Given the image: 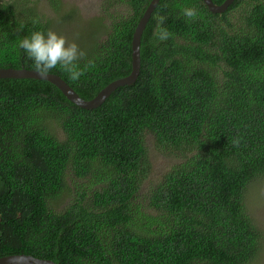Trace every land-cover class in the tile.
<instances>
[{
	"label": "trees",
	"instance_id": "trees-1",
	"mask_svg": "<svg viewBox=\"0 0 264 264\" xmlns=\"http://www.w3.org/2000/svg\"><path fill=\"white\" fill-rule=\"evenodd\" d=\"M28 2L0 3V69L34 70L19 42L52 21ZM50 2L62 9V0ZM120 2L130 14L112 26L103 16L91 22L77 61L84 75L50 72L85 100L131 73L133 34L151 0ZM185 7L198 17L189 21ZM160 17L172 33L166 41L155 34ZM148 135L176 163L142 194ZM262 176L264 0H235L222 14L202 0H160L143 32L138 79L93 110L50 82L0 79V258L249 264L262 233L246 191ZM70 178L81 191L59 210L54 201L71 191Z\"/></svg>",
	"mask_w": 264,
	"mask_h": 264
},
{
	"label": "rangeland",
	"instance_id": "rangeland-1",
	"mask_svg": "<svg viewBox=\"0 0 264 264\" xmlns=\"http://www.w3.org/2000/svg\"><path fill=\"white\" fill-rule=\"evenodd\" d=\"M23 1V0H21ZM62 9L55 11L50 0H29L28 5L33 6L44 19L52 21L49 29L67 37L69 42L75 41L81 48L82 41L86 34L92 32V20L98 17L109 26L114 25L118 21V17L130 14V10L121 0H62ZM16 0H0V3H15ZM70 14L69 18L66 16ZM105 13V14H104ZM64 18L65 20H62ZM100 21V20H99ZM54 131L62 137V130L53 126ZM154 137L148 135L149 157L152 163L150 179L146 182L142 189V194L146 193L148 187L155 184L164 173H166L176 160L168 158L155 150L153 144ZM75 182H79L77 185ZM71 191H67L60 198L54 201L56 208L62 210L66 208L76 197L75 193L81 191L82 181L69 179ZM143 200L139 197L138 201ZM246 207L247 212L254 219L258 228L262 233L261 249L257 257L249 264H264V176L259 177L252 182L246 191Z\"/></svg>",
	"mask_w": 264,
	"mask_h": 264
},
{
	"label": "water",
	"instance_id": "water-1",
	"mask_svg": "<svg viewBox=\"0 0 264 264\" xmlns=\"http://www.w3.org/2000/svg\"><path fill=\"white\" fill-rule=\"evenodd\" d=\"M207 8L215 13L222 14L228 10V8L235 2V0H226L223 4L217 5L213 2V0H202ZM160 0H151L147 9L145 10L142 18L140 19L132 38V70L131 73L124 78L118 79L110 83L106 86L102 91H100L93 99L85 100L80 97V95L60 76L56 74H51L47 77H41L35 70L21 68V69H13V68H2L0 69V79H36L43 80L54 84L63 95L76 104L77 106L87 109L93 110L99 106H101L110 95L119 87L132 85L138 79L141 73V42L143 32L156 10ZM0 264H58L52 260L41 259L34 257L32 255L26 254H16L9 255L0 258Z\"/></svg>",
	"mask_w": 264,
	"mask_h": 264
},
{
	"label": "clouds",
	"instance_id": "clouds-1",
	"mask_svg": "<svg viewBox=\"0 0 264 264\" xmlns=\"http://www.w3.org/2000/svg\"><path fill=\"white\" fill-rule=\"evenodd\" d=\"M182 12L189 21L195 20L199 15L194 7H185ZM164 19L159 18L155 32L160 41H166L172 36L167 28L162 27ZM19 47L33 61V68L41 77H47L59 66L69 74L71 80L77 81L88 67L81 69L78 66L77 61L86 55L79 45L75 41L69 42L66 36L51 29L46 32L34 31L30 36H25L20 40ZM239 144V137L232 140L234 147H238Z\"/></svg>",
	"mask_w": 264,
	"mask_h": 264
}]
</instances>
